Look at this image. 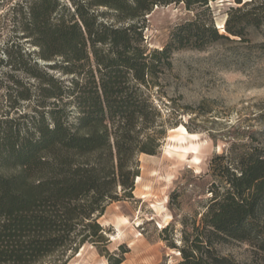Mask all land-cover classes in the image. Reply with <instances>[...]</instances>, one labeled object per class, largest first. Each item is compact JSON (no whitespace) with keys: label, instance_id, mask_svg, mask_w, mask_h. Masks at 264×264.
I'll return each instance as SVG.
<instances>
[{"label":"trees","instance_id":"1","mask_svg":"<svg viewBox=\"0 0 264 264\" xmlns=\"http://www.w3.org/2000/svg\"><path fill=\"white\" fill-rule=\"evenodd\" d=\"M208 1L14 5L22 38L36 49L27 52L17 43L5 51L14 83L7 87L9 107L20 113L0 119V264H33L58 249L77 250L104 238L97 214L116 198L118 186L132 194L137 154H155L159 145L149 88L162 67L171 65L173 51L230 36L243 39L245 25L264 21V0H237L242 5L230 9L225 32L198 11L162 49L146 46V14L155 6L195 9ZM13 71L34 80L25 82ZM21 100L33 102L31 113L21 112ZM221 175L225 185L212 190L202 223L192 235L185 233L178 264H240L215 248L227 240L247 241L264 252V147L245 150Z\"/></svg>","mask_w":264,"mask_h":264},{"label":"rangeland","instance_id":"2","mask_svg":"<svg viewBox=\"0 0 264 264\" xmlns=\"http://www.w3.org/2000/svg\"><path fill=\"white\" fill-rule=\"evenodd\" d=\"M18 1L22 0H0V119L7 112L17 118L20 113L9 107L7 87L14 83L7 76L11 68L6 48L13 46L14 51L18 43L27 52L36 49L17 28L13 8ZM241 5L237 0H209L195 9L183 3L155 6L146 14L144 43L150 50L162 49L176 28L198 11L207 23L212 17L225 32L220 24L225 26L230 9ZM244 28L243 39L230 36L173 51L171 65L162 67L148 92L161 130L159 145L155 154H137L132 194L118 186L116 198L107 200L104 212L97 214L104 238L97 244L82 243L77 250L58 249L33 264H112L117 259L123 260L120 264H178L182 260L185 233L192 235L193 226L202 223L212 190L225 185L224 165L245 150L264 147V21ZM48 62L54 63L42 61ZM13 72L25 82L34 80L25 72ZM20 106L21 112L31 113L33 102L21 100ZM166 148L187 150V156L168 153ZM215 248L240 264H264V252L247 241L227 240Z\"/></svg>","mask_w":264,"mask_h":264},{"label":"bare ground","instance_id":"3","mask_svg":"<svg viewBox=\"0 0 264 264\" xmlns=\"http://www.w3.org/2000/svg\"><path fill=\"white\" fill-rule=\"evenodd\" d=\"M222 22H223V21H222ZM223 24H224V22L220 24L221 27H224ZM188 133H189V132H188ZM166 150H167L168 153H173V152H175V153H177L178 156L183 157V158H186V156H187V152H188L187 150H184V151H182V152H177V151L172 150V149H170V148H166ZM139 180H140V177H138V181H139ZM169 219H170V218H169Z\"/></svg>","mask_w":264,"mask_h":264},{"label":"water","instance_id":"4","mask_svg":"<svg viewBox=\"0 0 264 264\" xmlns=\"http://www.w3.org/2000/svg\"><path fill=\"white\" fill-rule=\"evenodd\" d=\"M217 26H218V24H217ZM46 64H53L52 62H48V63H46Z\"/></svg>","mask_w":264,"mask_h":264}]
</instances>
